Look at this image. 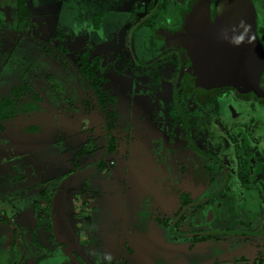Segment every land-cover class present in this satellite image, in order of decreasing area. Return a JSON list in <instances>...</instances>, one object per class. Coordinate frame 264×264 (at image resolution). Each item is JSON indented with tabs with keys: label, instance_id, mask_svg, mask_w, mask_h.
Instances as JSON below:
<instances>
[{
	"label": "rangeland",
	"instance_id": "374dc122",
	"mask_svg": "<svg viewBox=\"0 0 264 264\" xmlns=\"http://www.w3.org/2000/svg\"><path fill=\"white\" fill-rule=\"evenodd\" d=\"M143 7V0H26L20 19L17 0H0V101L18 89L20 104L32 109L0 130V264H220L254 257L257 247L243 246L241 235L175 237L155 207L196 195L172 194L178 184L162 162L147 167L126 159V145L140 159L139 147L177 118L173 91L148 82L130 49L131 43L139 60L149 54L146 29L133 28ZM82 52L103 58V80L94 89L76 68ZM98 98L107 114L120 116L109 135L88 128L96 112L101 116ZM219 112L228 115L225 103ZM255 117L264 124V112ZM110 135L114 150L77 156L90 152L87 139L104 146ZM211 174L203 167L202 181ZM248 195L223 194L234 208L230 216L216 211L206 228H237L241 221L264 230V214Z\"/></svg>",
	"mask_w": 264,
	"mask_h": 264
},
{
	"label": "flooded vegetation",
	"instance_id": "af4514ba",
	"mask_svg": "<svg viewBox=\"0 0 264 264\" xmlns=\"http://www.w3.org/2000/svg\"><path fill=\"white\" fill-rule=\"evenodd\" d=\"M195 1L163 0L159 10L151 17L160 0H143L144 13L139 15L133 28L146 29L149 38L146 50L149 54L147 58L139 60L135 56L131 43L130 49L133 50L136 60L134 62L144 69V77L148 82L159 83L160 90L173 91L172 109L177 118H172L167 127H162L158 132L157 140L154 138L148 146L139 147L140 140L138 144L142 152L140 159L139 153H136L138 159H135L134 154H130L129 144L123 150L127 161L141 160L147 167L153 166L157 160L162 162L166 175L169 177L174 175V182L178 184L172 194L196 195L187 200L175 198L173 204L168 201L155 207L156 219L170 222V231L175 237L197 239L241 235L243 246L257 247L254 257L252 259L239 257L220 264H263V229L244 225L240 220L236 222L237 228L234 226H228L225 229L206 227H208L207 223L209 225L215 218L216 211L224 216L226 214L230 216L234 207H231V201L224 198L222 200L223 194H249L248 197L253 199L252 202L254 199L257 202L259 215L264 214V124L261 123L262 119L255 117L257 111L264 112V70L254 90L235 87L199 90L196 87L193 72L190 70L192 45L181 44L178 40L183 33L184 17L190 12L191 5ZM251 1L256 13V34L264 50V0ZM216 2L217 0L210 1L211 20L216 13ZM135 16L137 13L133 10V17ZM84 53H81L80 63L76 65L79 72L81 57ZM87 54L90 61L97 56ZM98 57L100 60L99 69L96 71V78H98L96 81L103 80V58L100 55ZM181 68L183 69L179 78ZM90 85L92 86L91 82ZM145 87L147 86H141L142 92L145 91ZM92 89H94L93 86ZM99 100L98 98L97 101ZM221 103L226 104L227 116L219 112ZM233 103L237 104L238 110L233 108ZM99 108L101 116L99 117L96 112L92 117L94 125L89 124L88 128L92 133L95 128H101L109 135V131L117 129L115 124L112 127L111 122L118 119L113 111L107 114L100 103ZM161 110L163 111V108ZM81 117L86 119L90 117V114H83ZM254 131H259L258 136L254 134ZM108 139L106 144L109 147L113 136L110 135ZM217 144L221 146L220 149L218 148L220 151L214 148ZM210 146L213 148H209ZM156 154L159 158L154 160ZM202 159L209 161L212 166H205L201 163ZM213 166L216 168L213 169ZM203 167L212 172L205 182L202 181ZM229 185L230 188H228ZM129 193L147 194L133 188ZM256 194L260 197H255ZM157 213L168 216H159ZM189 213L192 218L187 219L186 216ZM224 220V218L221 219L223 225H227L228 223Z\"/></svg>",
	"mask_w": 264,
	"mask_h": 264
},
{
	"label": "water",
	"instance_id": "95a60500",
	"mask_svg": "<svg viewBox=\"0 0 264 264\" xmlns=\"http://www.w3.org/2000/svg\"><path fill=\"white\" fill-rule=\"evenodd\" d=\"M210 1L196 0L191 5L183 20L182 36L178 38L181 44L192 45L190 70L196 87L199 90L256 89L264 70V50L256 34L252 1L217 0L213 20L210 19ZM162 2L160 0L151 17ZM176 89L177 85L175 100Z\"/></svg>",
	"mask_w": 264,
	"mask_h": 264
},
{
	"label": "trees",
	"instance_id": "16d2710c",
	"mask_svg": "<svg viewBox=\"0 0 264 264\" xmlns=\"http://www.w3.org/2000/svg\"><path fill=\"white\" fill-rule=\"evenodd\" d=\"M26 14V0H17V16L22 19L26 17ZM58 36L59 35H57V37ZM57 49L59 50V47H57ZM99 60L100 58L98 56H95L93 60L90 61L88 59V54L86 53L82 54L81 57V64L79 66L80 73L85 80L92 81L93 87V83L98 79L96 78V71L99 69ZM19 92L20 91H18V89H13L9 96L4 97L0 101V130H5L9 124L12 125V127H15L18 113H21V111H23V113H26V110H32L20 104V99L23 98L24 95ZM33 98L38 101L36 97L33 96ZM99 103L102 107L103 104L100 100Z\"/></svg>",
	"mask_w": 264,
	"mask_h": 264
},
{
	"label": "crops",
	"instance_id": "0c3cea01",
	"mask_svg": "<svg viewBox=\"0 0 264 264\" xmlns=\"http://www.w3.org/2000/svg\"><path fill=\"white\" fill-rule=\"evenodd\" d=\"M38 102H40V99L38 98ZM114 106H116V105H114ZM113 113H115V115L114 116H116V118L117 119H119L120 118V116H119V114H117V112L116 111H114L113 110ZM89 114V113H88ZM92 135V134H91ZM92 140V141H91ZM91 140L90 139H87L86 141H85V143H87L88 141H90L91 142V144L90 145H88V144H86V147L89 149V151L90 152H88V153H85L83 150L82 151H79L78 152V157H80V156H84L85 154H88V156H89V153H90V155H93L94 153H96V151L98 150V149H102V150H108V151H112V150H114L115 148L114 147H111V146H107V144L105 143L104 144V146H94V145H96L95 143H93L94 141L95 142H97V139H95V138H91ZM90 142H88V143H90ZM111 162V161H110ZM110 164V163H109ZM78 166V165H77ZM100 170H102L101 172L102 173H105V171H104V168H103V162L102 163H100ZM78 170V169H77Z\"/></svg>",
	"mask_w": 264,
	"mask_h": 264
}]
</instances>
